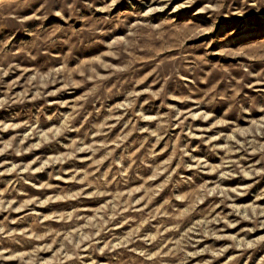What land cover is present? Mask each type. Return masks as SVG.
Instances as JSON below:
<instances>
[{
	"label": "rangeland",
	"instance_id": "374dc122",
	"mask_svg": "<svg viewBox=\"0 0 264 264\" xmlns=\"http://www.w3.org/2000/svg\"><path fill=\"white\" fill-rule=\"evenodd\" d=\"M0 264H264V0H0Z\"/></svg>",
	"mask_w": 264,
	"mask_h": 264
}]
</instances>
